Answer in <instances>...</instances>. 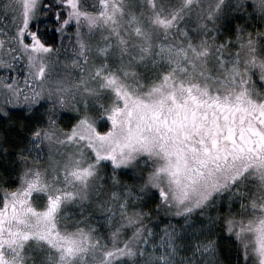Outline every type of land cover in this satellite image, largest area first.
<instances>
[{
  "label": "snow or ice",
  "instance_id": "snow-or-ice-1",
  "mask_svg": "<svg viewBox=\"0 0 264 264\" xmlns=\"http://www.w3.org/2000/svg\"><path fill=\"white\" fill-rule=\"evenodd\" d=\"M0 264H264V0H0Z\"/></svg>",
  "mask_w": 264,
  "mask_h": 264
}]
</instances>
